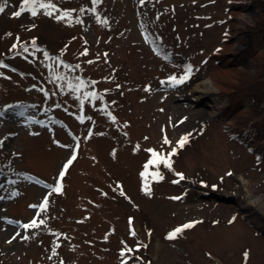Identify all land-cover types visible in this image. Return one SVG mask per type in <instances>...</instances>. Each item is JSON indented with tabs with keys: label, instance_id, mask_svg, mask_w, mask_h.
Returning <instances> with one entry per match:
<instances>
[{
	"label": "rangeland",
	"instance_id": "374dc122",
	"mask_svg": "<svg viewBox=\"0 0 264 264\" xmlns=\"http://www.w3.org/2000/svg\"><path fill=\"white\" fill-rule=\"evenodd\" d=\"M259 20V0H6L0 264H264ZM173 148L146 192L148 149Z\"/></svg>",
	"mask_w": 264,
	"mask_h": 264
},
{
	"label": "snow or ice",
	"instance_id": "6c2138e0",
	"mask_svg": "<svg viewBox=\"0 0 264 264\" xmlns=\"http://www.w3.org/2000/svg\"><path fill=\"white\" fill-rule=\"evenodd\" d=\"M35 0H24V5L27 6L29 5L30 3H34ZM5 3H6V0H5ZM5 3H0V13H3L4 10H5ZM41 7H47V8H52L53 5L51 4H48V5H41ZM49 15H51V12L47 13ZM21 15V12L20 11H16L13 13V16H16V17H19ZM32 15L35 16L36 15V12L35 10L32 11ZM58 19H62L63 17H57ZM25 51H27V49H25ZM78 67V66H77ZM191 72V69L190 68H187L185 70V74L183 76H181L179 79H177L175 76H172L170 77V81L172 82L173 85L175 84H182L184 83L188 78H189V73ZM89 95H92V96H95L96 94L95 93H90ZM114 119V118H113ZM189 135L190 134H186L184 135L183 137H181V139L179 141H177V147L178 148H183L185 146V144L188 142V139H189ZM164 144H171L172 142L170 140H168L167 137L164 138ZM148 151L152 154V158L148 161V163L145 165V171L141 174L142 176H144L146 179H145V186H144V190L146 192L150 191L149 188H148V184H147V177L149 175H151V178L153 180H162L163 179V176L159 173V172H155V173H149L148 172V168L149 166L151 165H157L159 166L160 164H164L166 167H168L169 169H171L172 167V164H171V156H174L176 154V148H173L172 149V152L169 153L167 156L161 154V153H157L156 151L152 150V149H148ZM75 156H73L71 159H69L67 161V163H65V165L63 166L64 167V170H62L59 174V177L60 179H63L64 175H65V172L67 171L69 165L73 162V160H75ZM180 176V179H184L183 175L182 174H178ZM62 189V185L60 183H57L56 187L53 189V191L55 192H60ZM123 195V193H121ZM47 199H45L44 203H42L39 207L41 209H45L46 206H47ZM44 221L43 220H40L39 221V224L37 223V220L36 219H33L29 224H23L22 227L25 228V229H28V228H36V227H39L40 224H43ZM129 223L131 224V218H130V221ZM194 224L193 223H188V224H184L183 226L181 227H177L174 231L170 232L167 236V239L169 240H172V239H175L176 236L178 234H180L181 232H183L184 229H188V228H191L193 227ZM132 235H135V232L132 231ZM128 251H131V249H128ZM124 253L122 252V255ZM244 258H245V261H247V258H248V252H245L244 253Z\"/></svg>",
	"mask_w": 264,
	"mask_h": 264
},
{
	"label": "bare ground",
	"instance_id": "6f19581e",
	"mask_svg": "<svg viewBox=\"0 0 264 264\" xmlns=\"http://www.w3.org/2000/svg\"><path fill=\"white\" fill-rule=\"evenodd\" d=\"M242 14L239 13V15H237V18L238 19H241ZM232 48H228V50H230ZM232 52V51H231ZM220 77H215L213 79H208V80H205V82L203 83L204 84V88L203 90H196L195 89V92H200L201 95H205V96H213L215 93H218L220 91H227V88L225 87L224 83H223V80L227 79L230 75V71H224V72H220L219 74ZM197 88H200L199 86ZM245 111V110H244ZM199 115V117H202L203 115H205L206 113L202 112V111H198L197 112ZM247 207V206H246ZM246 216H249V215H246Z\"/></svg>",
	"mask_w": 264,
	"mask_h": 264
},
{
	"label": "trees",
	"instance_id": "16d2710c",
	"mask_svg": "<svg viewBox=\"0 0 264 264\" xmlns=\"http://www.w3.org/2000/svg\"><path fill=\"white\" fill-rule=\"evenodd\" d=\"M259 2H260V5H261V11H262V14L264 15V0H259ZM256 23H257V25H259V26L256 27V28H257V31H258V30H261L262 27H264V24H262V23L260 22V20L257 21ZM259 27H261V28H259Z\"/></svg>",
	"mask_w": 264,
	"mask_h": 264
}]
</instances>
